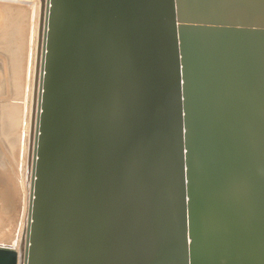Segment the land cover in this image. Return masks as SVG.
Segmentation results:
<instances>
[{
  "label": "water",
  "instance_id": "95a60500",
  "mask_svg": "<svg viewBox=\"0 0 264 264\" xmlns=\"http://www.w3.org/2000/svg\"><path fill=\"white\" fill-rule=\"evenodd\" d=\"M38 1L0 264H264V0Z\"/></svg>",
  "mask_w": 264,
  "mask_h": 264
},
{
  "label": "crops",
  "instance_id": "0c3cea01",
  "mask_svg": "<svg viewBox=\"0 0 264 264\" xmlns=\"http://www.w3.org/2000/svg\"><path fill=\"white\" fill-rule=\"evenodd\" d=\"M261 0H193L196 8L248 7ZM16 1L0 0V244L11 245L22 228L19 174L24 132L25 86L27 81L25 52V8ZM255 6V5H254ZM253 6V7H254ZM258 6V5H257ZM22 98V107L10 109V92ZM11 90V91H10ZM15 110L17 112H15ZM24 150V148H23ZM23 164V163H22Z\"/></svg>",
  "mask_w": 264,
  "mask_h": 264
},
{
  "label": "rangeland",
  "instance_id": "374dc122",
  "mask_svg": "<svg viewBox=\"0 0 264 264\" xmlns=\"http://www.w3.org/2000/svg\"><path fill=\"white\" fill-rule=\"evenodd\" d=\"M17 1V0H14ZM19 1V0H18ZM39 4V2H38ZM25 8V34H26V41H25V52H26V69H27V63H28V50H29V46H30V40L32 41V47L31 49V53H32V57H31V64H30V77L29 79L26 81V86H25V98L23 100V106H24V115H25V124L24 125V133L28 134V128H29V115H30V105H31V94H32V81H33V73H34V55H35V45H36V36H37V27H38V5H37V0H30V3L24 4L23 5ZM35 46V47H34ZM27 87V88H26ZM11 91V90H10ZM14 94H11L12 91L10 92V100L16 101V99L18 97H20V94L17 95L16 89L13 90ZM19 101H21V103L19 105H17L16 103L14 104H10V109H13L15 107L19 108V112H20V108L22 107V98H19ZM15 112H17L15 110ZM28 117V118H27ZM26 141L24 138V142H23V148L24 150H26ZM22 163H25V159ZM20 174H19V187H20V194H21V207H22V212H21V216L23 217L22 220H24V216H25V208H26V188L24 186V164H20ZM23 180V181H22ZM25 189V190H24ZM25 195V196H24ZM25 204V205H24ZM21 220L22 224L23 221Z\"/></svg>",
  "mask_w": 264,
  "mask_h": 264
},
{
  "label": "bare ground",
  "instance_id": "6f19581e",
  "mask_svg": "<svg viewBox=\"0 0 264 264\" xmlns=\"http://www.w3.org/2000/svg\"><path fill=\"white\" fill-rule=\"evenodd\" d=\"M34 1H35V0H34ZM38 2H39V1L37 0V5L39 6ZM35 46H36V45H35ZM35 46H34V47H35ZM31 90H32V89H31ZM31 96H32V94H31ZM30 101H31V100H30ZM29 108H30V107H29ZM29 110H30V109H29ZM29 116H30V115H29ZM27 118H28V117H27ZM23 179H24V178H23ZM22 181H23V180H22ZM24 186H25V185H24ZM24 190H25V189H24ZM26 194H27L26 197H25V198H26V200H25V201H26V208H25V213H24V214H25L24 219L26 218V213H27V198H28L27 190H26ZM24 196H25V195H24ZM24 205H25V204H24ZM22 221H23V223H24V220H22ZM22 226H23V225H22Z\"/></svg>",
  "mask_w": 264,
  "mask_h": 264
}]
</instances>
